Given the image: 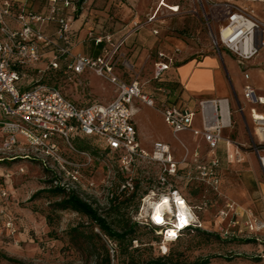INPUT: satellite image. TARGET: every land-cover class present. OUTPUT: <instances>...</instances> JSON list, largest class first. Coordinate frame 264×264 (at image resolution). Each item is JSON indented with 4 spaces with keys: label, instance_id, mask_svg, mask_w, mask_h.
I'll list each match as a JSON object with an SVG mask.
<instances>
[{
    "label": "rangeland",
    "instance_id": "obj_1",
    "mask_svg": "<svg viewBox=\"0 0 264 264\" xmlns=\"http://www.w3.org/2000/svg\"><path fill=\"white\" fill-rule=\"evenodd\" d=\"M71 1L67 6L62 0L55 5L49 0H10V15L2 20L9 30L21 32L25 22L33 27L34 33L42 34V38L34 35L27 40L29 47L37 48L39 58L25 57L15 61L14 68L22 77L21 87L31 88L37 84L56 86L67 98L80 104L98 100L95 94L97 85L95 87L92 76L103 77L93 69L75 75L65 72L63 65L79 54L92 57L95 51H100L95 38L103 35L112 38V42H102L101 53L106 50L114 52V45L120 44L114 63L123 70L128 68L130 61L124 60L120 54L127 50L136 63L134 57L139 58L145 48L136 33L149 26L148 18L155 14L162 1L165 5L180 1L178 12L162 6L157 15L163 28L168 30L166 40L170 44H194L200 50L207 45L212 48L211 35L217 34L228 16L226 0ZM53 6L57 10L56 19H48ZM20 15L24 17L22 20ZM38 16L44 20H37ZM61 17L70 22L71 31L67 40L59 34L57 18ZM2 27L0 22V36L6 37ZM61 48H68L69 54L60 56ZM55 55L59 57L57 68L51 65ZM136 73L138 71L133 67L130 74ZM105 80L102 84L113 92L115 87ZM115 96L116 90L110 99ZM132 106L143 108L137 100ZM148 112L156 131L179 145L163 118L158 113ZM98 140L91 139L88 144L85 137L73 136L71 143L76 150L63 141L60 147L62 155L79 164L75 179L71 175L75 170L71 165L61 166L50 158L46 159L47 166L43 165L40 157L45 159L44 156L36 155L30 146L4 150L0 131V264H107L108 256L110 264H140L161 256H166L170 264H199L211 256L216 257L211 258L209 264H264L263 252L256 249L258 234L247 233L238 238L223 234V228L228 226L227 220L223 221L220 214L223 208V154L217 172L218 184L212 186L201 179L202 184H196L198 191L193 194L196 204L192 207L193 212H188L191 223L198 229L183 232L176 240L165 237L166 228L156 231L151 224L156 220L151 208L168 195L159 183L161 164L137 159L127 169L122 157L112 150L107 151L106 143ZM172 147L180 153L183 149L180 161L184 164L189 157L188 149ZM146 151L150 153L152 150ZM127 180H132V189L124 188ZM176 180L185 192L192 190L183 174ZM58 185L66 192H76L91 203L116 230L133 226L132 245L128 246V240L119 242L110 239L92 225L87 216L73 209L56 208L55 204L63 198V194L55 195L50 188ZM164 211L159 224L177 222L178 209L174 203ZM74 228L78 231H73ZM249 239H252L251 242H247ZM240 240L249 245H243Z\"/></svg>",
    "mask_w": 264,
    "mask_h": 264
},
{
    "label": "built area",
    "instance_id": "obj_2",
    "mask_svg": "<svg viewBox=\"0 0 264 264\" xmlns=\"http://www.w3.org/2000/svg\"><path fill=\"white\" fill-rule=\"evenodd\" d=\"M59 0H50L55 5ZM65 5H70L71 0H62ZM162 5H159V8ZM173 12H178L180 6L163 5ZM11 2L4 0L0 2V22L3 23L2 30L6 37L0 36V131L3 136V149L12 150L16 146H30L36 155L40 154L43 165L47 166L46 159L50 158L56 164L64 166L71 165L75 170L71 175L77 179V169L79 164L66 159L61 153V144L67 142L72 150H76L71 143V138L82 134L89 137L102 139L107 146L115 151L122 152V163L129 169L137 159H147L149 162H158L162 166L159 183L168 192L172 203L177 207V222L172 224L178 232L189 226L191 221L182 227L180 222L179 206L186 202L190 212L193 208L182 196L179 189L174 186L172 177L177 174L178 162L174 159L167 144L157 141L154 143L152 151L147 152L140 144L137 136V128L132 122V103L135 99L144 104L157 108L153 95L142 91L138 80L130 83L121 80L114 72L115 51H105L97 57L78 55L68 69L77 74L83 73L87 69H93L99 76L106 79L115 87L116 97L108 103H91L80 105L70 100L56 86L37 84L31 88H21L19 81L21 74L14 68L15 61L24 60L31 57L35 60L39 58L36 47H29L27 40L36 35L42 38L41 33H34L33 27L29 23L23 22L21 32H16L6 28L2 20L4 16L10 15ZM159 9L148 18V22H153L157 18ZM57 10L53 6L48 19H56ZM22 15L19 19H23ZM36 18V16H34ZM37 20H44L38 16ZM59 22V34L64 39L69 38L71 31L68 19L57 18ZM137 24V23H136ZM157 33V30H154ZM264 31V22L259 20L252 10H247L235 5L228 6V16L223 25L220 26L217 34H212V43L217 50L226 48L231 51L241 65L255 57L262 46L264 39L259 35ZM96 43L103 41L112 42L109 35L95 38ZM18 43V44H17ZM113 46V47H114ZM60 56L69 54L68 48L59 50ZM175 62L174 57H169L163 52L158 53V60L155 63V78L159 79ZM51 65L55 68L59 66V57L55 55L51 60ZM246 78L249 75L246 74ZM245 97L253 103L264 104V97L256 93L252 84L245 86ZM229 100L223 99H202L199 101L198 110L182 108L176 105H164L159 111L164 116L167 124L177 137L183 131L192 130L201 133L211 150L210 163H201L198 166L200 179L204 182L216 186L219 182L217 167L219 158L216 149L223 140V131L230 124L225 117L228 114ZM240 111L244 108L240 107ZM199 114L201 118V128H194V120ZM253 121L255 132L259 139V145L255 147L260 164L264 173V115H256L253 110ZM262 134V135H261ZM19 136L24 138L21 143ZM28 154V153H27ZM86 154V153H84ZM236 154H230L231 159L239 160ZM87 155V154H86ZM198 156V153L195 154ZM29 156V155H26ZM124 188L132 189V180H127ZM190 213H188L189 216ZM223 221L227 220V228H223L226 237L238 238L247 233L258 234L264 231V220L255 216L251 209L242 212L237 209L234 202L226 204L220 210ZM154 221V220H153ZM154 222H157L155 220ZM165 229V237L170 236Z\"/></svg>",
    "mask_w": 264,
    "mask_h": 264
},
{
    "label": "crops",
    "instance_id": "obj_3",
    "mask_svg": "<svg viewBox=\"0 0 264 264\" xmlns=\"http://www.w3.org/2000/svg\"><path fill=\"white\" fill-rule=\"evenodd\" d=\"M225 4L227 12L229 4L235 5L252 10L255 16L264 22V0H226ZM176 5L180 6V1H175L172 4V6ZM225 21L226 19L223 24ZM154 30L158 32L155 33ZM136 36L140 44L145 47L140 52V57L137 59L134 57L136 62L134 63L133 55L128 54V51L125 50L120 55L124 60L128 59L130 65L127 64L128 68H123V70L115 65L114 72L125 82L130 83L138 80L142 91L155 97L157 108L150 107L138 99L135 100L143 108L132 106V122L137 128L141 146L145 150H152L157 141L169 146L174 159L178 162L177 174L172 177L174 186L179 189L188 204L194 206L196 202L193 200V194L198 191L196 184H202L199 180L198 166L201 163H210L212 157L209 145L201 133L192 130L183 131L177 137L174 135L179 145L172 143L169 138L156 131L148 110L158 113L167 124L159 111V108L164 105H176L198 110L199 101L202 99L227 98L229 112L225 113V117L230 124L224 129V138L216 149L219 160H222L221 154H223V208L227 203L234 202L240 212L251 209L255 216L264 220V173L255 149L259 145V139L253 121V110L255 113L264 115V104L253 103L245 97L247 84H252L257 95L264 97V46L260 48L255 57L241 65L235 54L226 48L217 50L214 46L210 48L207 45L200 50L194 44H170L166 40L168 30L163 28L162 21L158 17L155 21L150 22L149 26L142 27ZM259 38L264 39V31L261 32ZM101 52V50L95 51L92 57L101 55ZM159 52L174 57L175 62L163 73L161 78L157 79L155 78V63L158 60ZM75 57L65 61L63 65L65 72L75 73L68 69ZM133 67L138 71L135 75L130 74ZM85 72L86 70L83 73ZM81 74L75 73V75ZM246 74L249 75V78H246ZM130 76L132 79H129ZM103 80V78L92 76L95 87L97 85L95 94L98 100L89 103H108L114 98L110 99L115 90L112 92L109 87H105L104 83L102 84ZM72 101L78 103L75 100ZM240 107H243L244 110L240 111ZM201 125V118L198 114L194 120V128L200 129ZM20 141L23 143L24 138ZM61 146L63 145L61 144ZM172 146H183L188 149L189 157L184 164L180 161L183 157V149L180 153ZM236 152L240 159H231L229 155L236 154ZM196 153L198 156L195 155ZM180 174H183L192 190L185 192L182 187H179L176 179L180 177ZM200 209L203 207L200 206ZM256 240L258 241L256 249L258 252H263L262 257H264V231L258 233ZM240 241L243 242V245H249V243H244L245 240Z\"/></svg>",
    "mask_w": 264,
    "mask_h": 264
},
{
    "label": "trees",
    "instance_id": "obj_4",
    "mask_svg": "<svg viewBox=\"0 0 264 264\" xmlns=\"http://www.w3.org/2000/svg\"><path fill=\"white\" fill-rule=\"evenodd\" d=\"M49 2H50V0H49ZM59 2H61V0H59ZM12 9H14V8H12ZM102 47H103V43L98 44V49L101 50ZM20 81H19V86L21 87ZM77 104H79V103H77ZM88 104H91V103L80 104V105H88ZM75 136L80 137V138L85 137L88 140V144L91 142V139L98 140L97 137H89V136H85L82 134H78ZM98 141H100V140H98ZM106 150L107 151L112 150V151L116 152V154H118L119 156H122L121 151H115V150L111 149L109 146L106 148ZM27 157H29V156H27ZM17 158L18 157L14 158V159H17ZM14 159L10 158L9 160L12 161ZM1 161L2 160L0 159V162ZM219 161H220V163H219V166L217 167V170H219L220 166H221V160H219ZM50 189H51L50 191L55 195L63 194V198L55 204L56 208L73 209V210L81 213L82 215L87 216L88 219L91 221V224L94 226H97L100 229V231L104 235L108 236L110 239H113V240H116L119 242L128 240L129 241L128 246L132 245L131 243L133 240V237H132L133 226H131L125 230L118 231L107 221V219L104 216H102L99 213L97 208H95L91 203H89L86 200H84L83 198H81L76 192H74V191L66 192L65 188H63L60 185L55 186V187L50 188ZM136 224H137V222L134 223V225H136ZM151 224H153V228L156 231L159 229L162 230L164 228H171L172 227V223H170V222H166L165 224L162 225V224H159V223L153 221V222H151ZM172 228H174V227H172ZM197 229L198 228L194 224L191 223L189 226L180 230V234L178 235L176 240H178L181 237V233L187 232V231H194ZM73 231H78V229L74 228ZM251 240L252 239H249L247 242H251ZM213 257H216V256L207 257L204 260H202L199 264H209L211 258H213ZM223 257L228 258V256H223ZM252 259L258 260L259 258L253 257ZM106 263L110 264V257L109 256H108V258H106ZM140 264H170V261L168 260V258L166 256H161V257L153 258V259L148 260L146 262H142Z\"/></svg>",
    "mask_w": 264,
    "mask_h": 264
},
{
    "label": "bare ground",
    "instance_id": "obj_5",
    "mask_svg": "<svg viewBox=\"0 0 264 264\" xmlns=\"http://www.w3.org/2000/svg\"><path fill=\"white\" fill-rule=\"evenodd\" d=\"M161 5H165L164 4V1H162ZM161 6V7H162ZM160 9V8H159ZM256 115H260L258 114L257 112L255 113ZM262 135V134H261ZM150 201V200H149ZM152 202V201H151ZM147 203V202H146ZM154 204V203H153ZM171 205H172V201L171 199L169 198V196L165 195L162 200L160 202H157L155 203L154 207L151 208L153 209V212H154V218L157 220V222H161L163 220V211L166 209V208H171ZM179 210H180V222H178V226L179 227H182L183 225L187 224L190 222V218L188 216V205L186 202H182V204L179 206ZM165 212V211H164ZM153 214V213H152ZM168 233H174V235L178 234V230L174 227V228H170L168 230Z\"/></svg>",
    "mask_w": 264,
    "mask_h": 264
},
{
    "label": "snow or ice",
    "instance_id": "obj_6",
    "mask_svg": "<svg viewBox=\"0 0 264 264\" xmlns=\"http://www.w3.org/2000/svg\"><path fill=\"white\" fill-rule=\"evenodd\" d=\"M169 235H170V236H174V233H170Z\"/></svg>",
    "mask_w": 264,
    "mask_h": 264
}]
</instances>
